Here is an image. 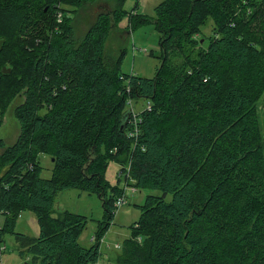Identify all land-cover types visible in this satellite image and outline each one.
<instances>
[{"label":"trees","instance_id":"obj_1","mask_svg":"<svg viewBox=\"0 0 264 264\" xmlns=\"http://www.w3.org/2000/svg\"><path fill=\"white\" fill-rule=\"evenodd\" d=\"M125 2L0 0V110L24 98L17 142L0 139V241L30 211L39 235L15 233L26 264L99 262L100 242L80 243L86 218L54 208L70 189L97 194L104 220L94 241L103 238L125 193L107 192L104 169L116 161L130 167L127 184L160 194L146 197L114 264H264V0H163L153 18L131 14L134 28L161 34L152 78L121 73L124 50L112 68L104 60ZM98 3L77 43L66 6ZM129 99L152 104L134 138ZM41 155L52 159L49 179Z\"/></svg>","mask_w":264,"mask_h":264},{"label":"rangeland","instance_id":"obj_2","mask_svg":"<svg viewBox=\"0 0 264 264\" xmlns=\"http://www.w3.org/2000/svg\"><path fill=\"white\" fill-rule=\"evenodd\" d=\"M163 0H126L123 9L127 12L119 20L117 27L112 31L105 43L104 60L108 67H113L122 51H125L121 61L120 71L124 74H134L143 78L154 77L157 69L162 62V50L160 46L161 34L154 25H141L134 28L131 23V14L142 17H155V8ZM99 4H91L83 7L66 6L72 11L73 19L71 21L74 27L75 40L81 42L87 31L94 23L97 15L102 11ZM65 8V6H63ZM213 21L209 19L207 25L203 28L205 38L213 34ZM207 46V45H205ZM4 68H11L7 65ZM11 81L7 82V86ZM8 89V88H7ZM4 91L3 97H9ZM24 98L19 96L13 99L4 113L0 110L1 128L0 139L3 140L5 147L13 146L20 135V123L15 116V109L23 102ZM149 101L145 99L132 100V107L127 105L128 110L140 112L147 106ZM264 96L262 97L259 110L262 132L264 135V116L262 106ZM126 109V110H127ZM1 153V150H0ZM43 167L42 177L49 179L52 176L53 162L46 155L40 156ZM122 166L116 161H110L104 169L103 177L107 184V192L110 195L115 189H124L127 203L119 210L103 238L92 241L102 229L104 220L103 202L97 194L78 189H70L58 196L55 203V216L63 211L84 216L87 220V226L81 234L80 243L85 247H90L100 242V264H114L118 255L121 253L126 239L132 236V226L141 216V206L144 204L148 195H159L160 191L151 189H137L132 191L134 182L127 186L125 176H119ZM6 216L0 212V229L4 227ZM15 233H24L31 237H37L40 233V227L37 217L33 212L26 211L20 214L17 219L14 232H5L2 234L0 246H6L7 251L0 255V264H26L27 258L20 255V246L17 242ZM141 240V239H140ZM120 246V249L117 248Z\"/></svg>","mask_w":264,"mask_h":264},{"label":"built area","instance_id":"obj_3","mask_svg":"<svg viewBox=\"0 0 264 264\" xmlns=\"http://www.w3.org/2000/svg\"><path fill=\"white\" fill-rule=\"evenodd\" d=\"M57 21L59 23H62L63 21V15L62 13L59 12V14L57 15ZM198 37V36H197ZM134 75V74H133ZM132 100L133 99H129L128 101V105L131 106V108L133 109L132 107ZM152 109V104L151 102L149 101L147 106L145 107V109H143L142 111H151ZM134 112L133 110H131V116H132V125H134V131L131 133V134H128V137L129 138H134V137H137L139 136V129H138V123L140 122V114L141 112ZM119 176H125L126 179H130L131 180V177H130V167H127L126 168V171H121L120 172V175ZM130 185L127 184L126 188L127 189ZM132 191L133 192H137V188L136 187H132ZM127 203V200H126V197L125 195L119 197L116 202H115V209L116 210H119L122 206H124L125 204ZM95 238L92 239V241H94ZM140 240V239H139ZM118 249H120V246H117ZM5 251H7V247L4 245V246H0V255L3 254ZM94 264H100L99 262H96Z\"/></svg>","mask_w":264,"mask_h":264},{"label":"water","instance_id":"obj_4","mask_svg":"<svg viewBox=\"0 0 264 264\" xmlns=\"http://www.w3.org/2000/svg\"><path fill=\"white\" fill-rule=\"evenodd\" d=\"M3 43H4V41H0V51L2 50ZM3 72H5V73H11V69L4 68L3 69ZM129 111L131 112V110H129Z\"/></svg>","mask_w":264,"mask_h":264}]
</instances>
